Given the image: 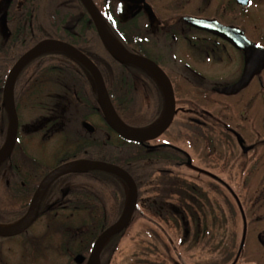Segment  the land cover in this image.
I'll return each mask as SVG.
<instances>
[{"label": "flooded vegetation", "instance_id": "1", "mask_svg": "<svg viewBox=\"0 0 264 264\" xmlns=\"http://www.w3.org/2000/svg\"><path fill=\"white\" fill-rule=\"evenodd\" d=\"M90 1L110 41L131 55L147 59L154 68L114 59L104 48L82 0H0V148L10 131L4 103L8 75L20 57L42 41L71 46L86 57L102 77L117 117L124 116L128 125L154 116L155 124L164 117L163 77L174 98V116L168 130L190 126L199 139L207 138L203 132L207 131L210 138L209 134L221 131L228 144L233 141L245 158L264 143V0ZM255 6L258 19L248 21ZM39 95L42 97L37 98ZM28 98L37 106L23 111ZM223 98L229 101L220 106ZM13 101L18 126L14 147L0 164L1 228L21 222L42 181L58 167L104 162L124 169L114 159L133 158L129 150L136 142H127L109 127L94 76L66 51L52 49L24 66L14 83ZM183 108L192 116L181 123ZM219 113L223 120L215 116ZM139 115L145 117L136 118ZM158 139L136 143L147 151L168 148L174 153L163 151L157 168L158 187L148 182V195L144 197L137 187L135 210L145 207L168 221L177 218L185 226L187 211H192L188 206L194 201L190 195L194 193L189 191L195 192L196 187L188 188L190 194L184 192L179 173L183 166L192 165H188L190 156L181 147L167 146L169 143ZM213 147L210 138V153ZM151 159L147 157L148 162ZM227 170L229 167L226 174ZM211 174L240 213L241 240L231 264H240V257L243 264H264V254L251 262L243 250L245 241L249 245L251 240L250 246L263 244L264 220L256 215V204L246 207L230 185L229 175L224 180ZM213 187L211 184L210 190ZM127 189L125 182L112 173H66L46 187L34 221L16 235L0 236V242L27 238L37 244L57 241L59 252L69 260L67 264L77 255L88 258L100 234L125 209ZM225 206L231 208L230 202ZM132 223L133 215L121 233L106 241L100 264L107 246L120 240ZM260 223L263 227L258 230ZM118 243L106 254L108 258L113 257ZM49 248L44 247L42 252Z\"/></svg>", "mask_w": 264, "mask_h": 264}, {"label": "rangeland", "instance_id": "2", "mask_svg": "<svg viewBox=\"0 0 264 264\" xmlns=\"http://www.w3.org/2000/svg\"><path fill=\"white\" fill-rule=\"evenodd\" d=\"M256 19H258L257 6L251 10L248 21ZM40 97L42 96L39 95L37 98ZM34 101L28 98L25 107H22L26 108L23 111L35 108L37 105ZM199 101L205 103L203 100ZM227 101L229 100L223 98L220 106L226 104ZM182 111L181 123L187 122V117L192 115L185 113L187 111H184V108ZM215 116L222 120L224 118L221 113ZM195 131L190 126L181 130L172 126L162 134L163 136L161 135L162 137L160 136L161 138L158 137L160 142L169 143L166 145L173 148L181 147L190 156L188 165H192L183 166L180 169L182 173H179L182 175L183 191L194 193L193 195L189 193L194 201L188 206L192 207L190 208L192 211H187L188 221L185 218V226L181 225V222L178 223L177 218L168 221V219L160 218L159 214L153 210H146L145 207L139 208L136 210L132 225L120 238L117 251L107 264H231L241 240L240 213L236 210L231 197L223 195L221 190L224 189L214 181V179L217 181L216 176L213 177L211 173L224 180L229 175L231 177H228L229 182L234 192L240 195L247 208L251 203L256 204V215L264 220V143H261L255 152L248 154L245 158L241 156L235 143L230 141L229 145L226 141L227 137L224 139L223 132L217 130L209 134L215 144L213 153H210V138L207 131L203 132L207 136L204 139H199ZM222 149L224 150L221 151ZM125 150L127 148L124 149L126 155ZM226 167H229L227 174ZM241 167L243 168L240 176ZM159 182L160 174H155L149 185L158 187ZM211 184L214 185L213 190H210ZM149 185L145 184L140 188L143 197L148 195ZM192 186L196 187L195 192L192 190L188 192V188L191 189ZM152 191L151 189L150 195L153 194ZM226 201L230 202L233 210L225 206ZM248 213L250 214L251 211ZM18 223L19 221L2 228L10 229ZM262 227L263 224L260 223L257 229H262ZM250 237L253 238V235L251 234ZM58 244L57 241L52 244L42 242L37 244L31 238L22 241L15 239L0 242V264L69 263L67 257L59 252ZM250 244L251 240H249V245H246L245 241L243 250L251 257V262H254L259 259V255L264 254V238L262 245L255 243L250 246ZM46 246L50 248L42 252ZM228 253L231 254L229 259L227 258ZM77 257H80L81 264H88L90 256L83 258L80 255L71 258L70 264H79ZM239 261L243 264L241 257Z\"/></svg>", "mask_w": 264, "mask_h": 264}, {"label": "water", "instance_id": "3", "mask_svg": "<svg viewBox=\"0 0 264 264\" xmlns=\"http://www.w3.org/2000/svg\"><path fill=\"white\" fill-rule=\"evenodd\" d=\"M82 1L84 2L88 12L90 13L95 23L98 33L102 39L104 48L114 59H116L117 61L135 63L146 68H154V66H152L148 60L141 57L133 56L130 53L115 46L110 41L104 23L102 21V18L98 13V11L93 6V4L91 3V1L90 0H82ZM52 49H60L70 53V55H72L75 59H77L80 63H82L92 73L96 81V84L98 86L100 106L104 115V119L108 123L109 127L112 130H114L120 137H122L127 141L136 142L143 145L145 142L156 140L168 129L174 116V98L170 84L167 81L163 80V77H162V84L164 87L165 99H166V112L164 117L160 121L156 122L155 124H153L148 128H144V129L130 128L125 126L117 117L111 105L108 94L106 92L102 77L95 69L94 65L86 57H84L81 53H79L71 46L53 41H42L38 43L30 51H28L26 54H24L16 62V64L13 66V68L11 69L8 75L7 82L5 85V91H4V103L6 105L9 114L10 131L5 144L0 148V164L10 155L16 139L18 120H17V115L13 101V87L16 77L19 74V72L22 70V68L26 66L31 60L41 55L42 53H45ZM89 170H100V171L112 173L118 176L119 178H121L125 182L128 188V199L125 209L123 210L119 219L100 234V236L95 242L92 253L90 255L88 264H100V252L102 247L109 238L120 233L123 229H125L128 226L131 217L134 213L138 198L137 186L133 178L121 167H118L110 163H104V162L70 163L58 167L42 181V183L40 184L38 190L36 191L33 197V200L31 202L27 214L21 220V222H19L10 229L0 228V236L16 235L21 231L25 230L34 221L37 215L38 203L41 198V195L51 181L66 173H70V172L82 173V172H87Z\"/></svg>", "mask_w": 264, "mask_h": 264}, {"label": "trees", "instance_id": "4", "mask_svg": "<svg viewBox=\"0 0 264 264\" xmlns=\"http://www.w3.org/2000/svg\"><path fill=\"white\" fill-rule=\"evenodd\" d=\"M144 117L145 116H143V115H139L136 118L142 119ZM119 119L126 126H129L131 128H135V129H144V128L150 127L156 118L154 116L148 121L129 122V125L126 124L128 122L124 116H121V117L119 116ZM129 143H131V142H129ZM131 145L133 146V149H131V153L133 155V158L131 160H121L119 158H116V159H114L113 162H116L117 164L122 166L124 168V170L127 171L132 176L133 180L137 184V187L141 188L145 184H147L149 181H151L152 177L155 174L158 175L159 172L157 171V168H158L159 164L161 163L160 159L163 156V151H167V152H172V151L169 150L168 148H158L156 150L147 151L145 148L139 146L136 143H132ZM172 153H174V152H172ZM148 155H150V156H148ZM147 157L152 158L149 163L147 162L148 161ZM166 157L168 158V155ZM120 213L121 212L119 211V214ZM157 213H159V212H157ZM135 216H136V211L134 212L133 219ZM118 241H119V239H117L115 241V243H112V244L110 243L107 246V251L104 252L105 255L102 256V263L103 264H107V262L109 261L110 258H108L109 256H106V254H108V255L110 254V252L114 249L113 244L116 245V243Z\"/></svg>", "mask_w": 264, "mask_h": 264}, {"label": "snow or ice", "instance_id": "5", "mask_svg": "<svg viewBox=\"0 0 264 264\" xmlns=\"http://www.w3.org/2000/svg\"><path fill=\"white\" fill-rule=\"evenodd\" d=\"M250 2H251V0H250Z\"/></svg>", "mask_w": 264, "mask_h": 264}]
</instances>
